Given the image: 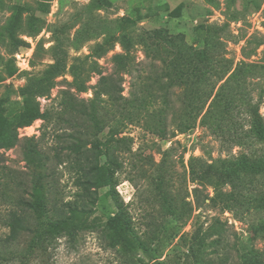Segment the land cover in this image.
Segmentation results:
<instances>
[{"label": "rangeland", "instance_id": "1", "mask_svg": "<svg viewBox=\"0 0 264 264\" xmlns=\"http://www.w3.org/2000/svg\"><path fill=\"white\" fill-rule=\"evenodd\" d=\"M90 1L0 0V143L17 136L13 146L0 147V264H264V171H239L233 183L214 190L191 182L188 169L189 162L224 171L264 161L252 116L256 111L264 122V0H109L88 11ZM16 6L27 9L14 24ZM128 19L135 21L131 72L115 71L117 41L99 58L85 59ZM158 30L163 36H153ZM55 59L61 74L36 97L44 117L19 126L21 87ZM202 60L211 94L193 75ZM73 63L84 92L70 85ZM103 77L119 83L124 97L135 94L147 104L102 103L98 126L83 119L70 109L72 96L90 107ZM220 85L223 96L214 98ZM30 144L45 157L49 215L76 202L91 209L94 224L75 240L54 238L46 251L31 248L42 228L19 203L32 186L24 154ZM94 163L108 184L92 187L90 204L78 180ZM195 187L216 207L209 200L197 206ZM110 218L123 232V246L113 242ZM198 223L200 244L192 238Z\"/></svg>", "mask_w": 264, "mask_h": 264}, {"label": "trees", "instance_id": "2", "mask_svg": "<svg viewBox=\"0 0 264 264\" xmlns=\"http://www.w3.org/2000/svg\"><path fill=\"white\" fill-rule=\"evenodd\" d=\"M108 3L109 0H91L87 6V10L91 11L93 9H100L106 6ZM24 9H27V7H15V13L12 16L14 24L17 23L19 14ZM134 24L135 21L132 19L124 21L121 24L117 34L110 35L106 37L101 43H97L94 46L92 53L90 55H87L85 59L89 56H95L99 58L108 50L111 45H113L115 41H117L121 47V52L115 53L112 57L115 71H123L124 73L131 72L132 65L135 62V57L132 50L135 44L132 36L130 35V32ZM153 36L160 37L163 35H161V30H158L155 31V34ZM77 59L78 58H76V60ZM201 63L202 64L199 67L197 64H195L193 75L195 76V78L199 79V82L206 83L211 86V94L214 85L211 81H209L210 77L208 76V72L202 66L204 64V60H202ZM91 64L93 71L101 73V69H99V66L95 60H93ZM79 69L80 67L78 64H71L70 75L72 76V81L70 82V85L73 86L75 91L84 92L87 90V85L85 84V80H83V78L81 77ZM61 70V61L59 59H55V62L50 65L49 68L45 69L41 73V75L33 77L28 81L27 84L21 87L20 95L22 99L20 105L22 110L15 117L18 120L19 126H28L32 124L34 120L44 117V113L40 111L39 102L37 101L36 97L44 95L45 92H47L55 84L56 81H54V78L61 74ZM106 78L108 77H103L99 82V84L103 86L102 89H99L98 86L94 87V96L88 100L91 102L90 107L84 105V99L78 101L72 96L73 104L70 106V109L73 112L80 113L83 119L85 118L86 120L95 122L96 126L100 124V116H103L104 107H100L103 106L102 103L111 102L113 105L119 108L121 106V102L131 103L136 101L137 106L139 107L147 104V101L144 97H137L135 94L128 98L124 97L122 95L123 89L122 87H120V84L117 82L110 84L107 82ZM224 87L225 85H220L218 87V89L214 93V98L223 96L222 90L224 89ZM103 96H106V98H104ZM96 99H98L97 103ZM2 110L3 109L0 105V115H2ZM252 116L253 132L258 136L259 139L264 141V122L261 116L256 111L252 112ZM16 138V135H5L4 139L0 143V147L13 146ZM80 146L81 145L78 144L71 145L70 147L72 149L78 150ZM24 154L26 162L29 165L33 166V179L28 196L26 198L22 197L19 203L23 208L29 210L31 215L35 216L38 225H41L42 228L41 235L39 237L40 242L36 245L33 244L31 248L39 246L41 250L46 251L47 245L50 244L54 238L60 235H65L69 239L75 240L79 232L93 227L94 224L91 218V209L86 205H79L76 202H66L56 210L57 212H53L52 215H49L44 186L45 173L43 168L45 157L37 149V146L35 144L28 145ZM98 166L99 165L97 163H94L88 168L83 167L81 169V177L78 180V183L82 190V196L86 198L88 197V202L90 204H93V197L90 193V191H92V187L98 189L99 187L108 184L107 178L104 176L101 177L97 172ZM188 169L191 182L198 183V185L202 187L209 185L212 186L214 190H217V188L223 184L233 183L234 180H236V178L238 177L239 171H248L253 173L263 172L264 161H244L239 165L229 167L224 171L215 170L211 163H201L197 167V169H195L194 165L189 162ZM193 194L197 206L203 204L205 200H209L207 205L210 207H216V204L214 203V197H210L208 194L202 195L200 187H195L193 189ZM224 208L226 207H221V209ZM19 221L20 219H16L11 226L10 236L12 238L16 234L15 224ZM107 225L112 232L113 242L123 246V232L118 227V223L116 222V220L110 218ZM201 229V225L198 223V225L196 224V227L194 228V231L192 233L194 242L198 244L205 241V235L201 231Z\"/></svg>", "mask_w": 264, "mask_h": 264}]
</instances>
